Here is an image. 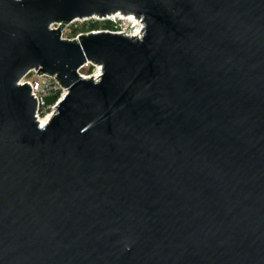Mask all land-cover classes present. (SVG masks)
<instances>
[{
    "label": "water",
    "instance_id": "95a60500",
    "mask_svg": "<svg viewBox=\"0 0 264 264\" xmlns=\"http://www.w3.org/2000/svg\"><path fill=\"white\" fill-rule=\"evenodd\" d=\"M0 264H264V0H0Z\"/></svg>",
    "mask_w": 264,
    "mask_h": 264
},
{
    "label": "built area",
    "instance_id": "2783aa9c",
    "mask_svg": "<svg viewBox=\"0 0 264 264\" xmlns=\"http://www.w3.org/2000/svg\"><path fill=\"white\" fill-rule=\"evenodd\" d=\"M111 15H117V14H111ZM109 16V15H107ZM135 17V16H134ZM141 21L140 18H137ZM62 22L61 21H56L54 23H52L50 25V28H57ZM69 23V22H68ZM68 23H63L62 26V30H61V34L60 37L62 39H66V40H78V37L81 35H77L75 38H66L63 36V29L64 26ZM142 23V22H141ZM143 28V26H142ZM142 32V31H141ZM141 33L139 34H133L130 33L128 36H139ZM91 64L93 65L96 70H100V74H101V69L102 66L99 63H96L94 61L91 60H86L78 69H77V73L80 77L83 78H91V76H87L85 74L80 73V69L84 66V65H88ZM95 70V71H96ZM99 74V75H100ZM93 75V74H92ZM99 77V76H98ZM98 77L92 76L93 79H97ZM24 83H27L30 87V93L31 95H33V97L36 98V112H35V116L36 118L40 121V113H42V110L44 108H49L50 112L46 113V115H51L54 111H55V107L56 104L58 103V101L68 92L69 87L63 85L60 82V79H58V74L57 73H49V72H39V70L37 68H31L29 69L18 81L17 84L18 85H23ZM51 96H55V100L53 102H45V98H49ZM48 109V110H49ZM47 111V110H46Z\"/></svg>",
    "mask_w": 264,
    "mask_h": 264
},
{
    "label": "rangeland",
    "instance_id": "374dc122",
    "mask_svg": "<svg viewBox=\"0 0 264 264\" xmlns=\"http://www.w3.org/2000/svg\"><path fill=\"white\" fill-rule=\"evenodd\" d=\"M133 26L131 20L120 15H109L104 17L95 15L87 18L73 19L64 26L63 36L71 39L79 34H87L89 32L97 31H110L129 35L136 30L135 26ZM95 70L96 68L93 65L88 64L80 69V73L92 76V74L96 72ZM45 102H49L48 98H45ZM48 109L49 108H44L42 113H40V117H45L46 113L50 112V109Z\"/></svg>",
    "mask_w": 264,
    "mask_h": 264
},
{
    "label": "bare ground",
    "instance_id": "6f19581e",
    "mask_svg": "<svg viewBox=\"0 0 264 264\" xmlns=\"http://www.w3.org/2000/svg\"><path fill=\"white\" fill-rule=\"evenodd\" d=\"M118 16H122L125 18H128L129 20H131V24L135 26L136 30L133 32V34H139L142 31V26L143 24L141 23V21L139 19H137L136 17H134L133 15H121V14H117ZM133 26V27H134ZM100 74V70H96V72L93 74V76L98 77ZM40 124H45L47 122V120L49 119V115H46L45 117H40Z\"/></svg>",
    "mask_w": 264,
    "mask_h": 264
},
{
    "label": "trees",
    "instance_id": "16d2710c",
    "mask_svg": "<svg viewBox=\"0 0 264 264\" xmlns=\"http://www.w3.org/2000/svg\"><path fill=\"white\" fill-rule=\"evenodd\" d=\"M54 100H55V96H51V97L48 98L49 102H53Z\"/></svg>",
    "mask_w": 264,
    "mask_h": 264
}]
</instances>
